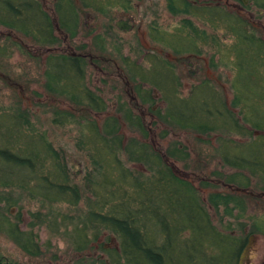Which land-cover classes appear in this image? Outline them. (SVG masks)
<instances>
[{
  "label": "rangeland",
  "instance_id": "1",
  "mask_svg": "<svg viewBox=\"0 0 264 264\" xmlns=\"http://www.w3.org/2000/svg\"><path fill=\"white\" fill-rule=\"evenodd\" d=\"M40 1L55 18V0ZM73 1L80 15L79 31L74 39L62 30L56 31L60 39L57 46H43L31 37L0 25V105L3 109H22L29 113L36 131L45 134L64 164L70 183L78 187L81 194L80 203L70 205L47 202L20 190L3 192L0 189L3 214L13 220L23 217L21 229L33 231L42 249L39 256L28 255L6 233L0 232V263L114 264L113 257L120 250L118 236L95 226L89 220L88 212L95 198L87 185L93 165L86 139L93 121L100 128V135L104 136L102 133L106 119L118 118L121 134L127 140L147 142L151 145L148 147L150 151L153 147L161 152L166 163L173 166L182 179L197 188L216 226L222 231L231 227L238 236L247 234L251 244L242 264H264V234L253 231L252 226L257 219L264 223L263 177L261 173H258L259 177L256 173L228 167L220 153L223 140L250 143L264 135V132H253L242 138L219 137L220 134L222 136L221 132L201 135L165 121L166 103L159 91L153 90L154 103H145L141 99V90L152 88L150 84L143 83V77L153 74L152 63L158 62L155 61L157 59L175 66L181 97L186 98L192 88L202 80L209 79L228 104L233 102L232 82L237 73L236 59L230 52L233 39L225 29L214 28L213 24H217L215 19L200 20L195 17L196 9L209 8L205 4L211 3L210 7L226 10L229 8L217 0L219 5L214 4L213 0H199L201 5L185 0L189 9L177 3L184 0H131L129 9L103 5L108 8L99 12L87 8L82 0ZM257 6L254 10L249 8V11L255 13V19L260 22L258 24H253L247 15L243 16L231 9L230 12L248 21L250 31L264 41V16L259 14V9H262L260 3L257 2ZM198 16L201 18L203 14ZM189 21L199 31L196 39L197 45L202 47L199 55L195 52L177 53L161 43V40H156L158 34L175 42L187 34L184 32ZM204 34L208 39L201 42ZM52 52L74 53L84 58L86 86L106 102L105 112L97 113L86 106H78L70 99L48 90L47 57ZM253 67L248 65L244 70L253 72ZM246 79V86L250 88L247 99L250 112H254L256 119H264V105L254 99L264 95V82L256 83L252 75L246 76ZM150 107L153 111L149 110ZM128 110L144 120L148 138L145 139L137 126L129 121ZM66 112L75 117L65 119L69 116H64ZM250 151L249 147L244 148L246 154ZM123 161L134 173L149 174L148 166L135 161L130 163L129 156L123 157ZM97 172L95 177L99 176ZM248 180L250 183L247 186ZM243 189L249 198L242 197ZM12 192V199L18 204L8 208V196ZM214 193L237 196V201H240L238 206L243 207L244 212L240 213L236 209L234 216L229 217L225 214V207L216 211L210 203ZM229 208L234 209L233 206ZM257 225L260 226V223Z\"/></svg>",
  "mask_w": 264,
  "mask_h": 264
},
{
  "label": "trees",
  "instance_id": "2",
  "mask_svg": "<svg viewBox=\"0 0 264 264\" xmlns=\"http://www.w3.org/2000/svg\"><path fill=\"white\" fill-rule=\"evenodd\" d=\"M82 2L87 8L99 12L112 6H121L123 9L131 7V0ZM177 3L186 9L190 7L185 1ZM54 4L55 18L40 0H0V25L31 37L43 46L59 45L56 31L62 30L74 39L80 27V15L74 1L55 0ZM201 14L203 17L200 18L198 15ZM195 17L200 20L215 19L217 24H213L214 28L225 29L233 39L230 52L236 59L237 71L232 82L233 102L228 104L209 79L202 80L192 88L186 98L181 97L175 66L157 59L155 61L158 62L152 63L153 74L143 77V83L150 84L152 88L141 90V99L145 103H154L153 90L159 91L166 103L165 121L201 135L221 132L222 136L220 134L219 137L242 138L253 132H264V119H256L254 112H250L247 101L250 88L246 86L248 75H252L256 83L264 82V41L250 31L248 21L224 8L196 9ZM186 32L175 42L158 34L155 38L177 53L195 52L199 55V52L202 53L201 45L196 43L199 31L189 21L184 34ZM207 39L208 36L204 34L201 42ZM174 43L177 44L174 46ZM248 65H254L253 72L244 70ZM46 76L48 90L52 93L97 113L107 110L106 102L86 86V62L81 56L50 53ZM254 99L264 105V95ZM149 110L153 111V108ZM63 114L69 115L65 119L75 117L72 113ZM127 115L144 138H148L144 120L130 113V110ZM110 119L107 118L103 125L104 136L100 135L101 130L96 122L93 121L89 128L86 141L93 172L87 185L95 198L88 212L90 222L113 232L119 238L120 250L113 257L114 264H239L249 241L247 234L238 236L231 227L222 231L216 226L197 188L182 179L175 168L166 163L161 152L153 147L150 151L148 147L151 145L147 142L127 140L121 134L118 118ZM222 143L220 153L228 167L261 173L264 180V135L250 143H238L233 139L223 140ZM246 147L251 149L249 154L244 152ZM126 156H129L130 163L135 161L148 166L149 174L134 173L123 161ZM64 169L57 151L44 133L36 131L29 113L22 109H3L0 105L1 191L20 190L47 202L78 205L81 201L80 191L70 183ZM96 172L99 174L97 177ZM233 183L238 184L237 181ZM246 183L248 186L249 180ZM243 190L242 197L249 198ZM14 192L8 196V208L18 204L12 199ZM236 197L214 193L210 203L216 211L225 207L226 216L231 217L236 209L240 213L244 212V208L238 206L240 201ZM0 211V232L6 233L28 255H41L37 235L33 231L21 229L23 217L13 220L3 214L1 208ZM259 223L260 226L257 225ZM252 226L253 231L264 234V223L260 219L254 220Z\"/></svg>",
  "mask_w": 264,
  "mask_h": 264
},
{
  "label": "flooded vegetation",
  "instance_id": "3",
  "mask_svg": "<svg viewBox=\"0 0 264 264\" xmlns=\"http://www.w3.org/2000/svg\"><path fill=\"white\" fill-rule=\"evenodd\" d=\"M185 1V0H184ZM193 1V3H198V1L199 0H195V2H194V0H192ZM217 1H222V2H224L225 3V6H227L228 8H229V12L232 10L233 12L234 11H237V12H239V13H242L243 14V16L244 15H247L248 16V18L251 20V22L253 23V24H258V23H260L259 21H257L256 19H255V13L254 12H251V11H249V8L251 9V10H254V9H256L258 6H257V2L258 3H260V5H261V7H264V0H217ZM216 0H213V3L214 4H220V3H218ZM199 4V3H198ZM209 4H211V3H209ZM209 4H205L204 6H209L210 7V5ZM199 5H201V4H199ZM214 6V5H213ZM224 6V7H225ZM231 9V10H230ZM231 13V12H230ZM238 13V14H239ZM259 14H261V15H263L264 16V8H262V9H259ZM250 244H251V239H249V241H248V244H247V246L245 247V249L243 250V253H242V255H241V257H240V261H239V264H242V261H243V257L248 253V251H249V248H250ZM245 258V257H244Z\"/></svg>",
  "mask_w": 264,
  "mask_h": 264
}]
</instances>
